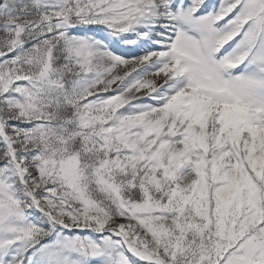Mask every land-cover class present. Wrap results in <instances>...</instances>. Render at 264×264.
I'll use <instances>...</instances> for the list:
<instances>
[{
	"label": "snow or ice",
	"instance_id": "snow-or-ice-1",
	"mask_svg": "<svg viewBox=\"0 0 264 264\" xmlns=\"http://www.w3.org/2000/svg\"><path fill=\"white\" fill-rule=\"evenodd\" d=\"M0 264H264V0H0Z\"/></svg>",
	"mask_w": 264,
	"mask_h": 264
}]
</instances>
